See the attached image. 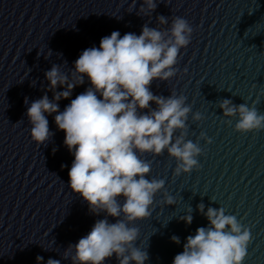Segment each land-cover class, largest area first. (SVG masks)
Wrapping results in <instances>:
<instances>
[{"label": "clouds", "instance_id": "9594fccd", "mask_svg": "<svg viewBox=\"0 0 264 264\" xmlns=\"http://www.w3.org/2000/svg\"><path fill=\"white\" fill-rule=\"evenodd\" d=\"M156 7V0H143L137 14L150 16ZM157 22L168 25L169 21L160 15ZM193 31L179 16L167 29L150 28L146 23L140 35L125 33L121 37L119 31H113L101 38L99 48L83 50L69 73L56 64L45 72L53 98L45 94L27 108L31 139L38 145L51 139L54 133L45 114L55 113V124L65 133L64 145L74 156L68 171L69 187L87 202L91 214L104 213L86 236L65 250L64 258L71 264H104L114 254L119 264H145L149 254L136 243L140 233L135 222L151 216L154 197L165 189V181L147 178L151 164L141 156H159L166 150L177 162V176L199 167L197 157L202 150L185 139L191 112L186 98L174 93L164 97L150 90L153 80L168 81L176 75L180 49L190 43ZM85 77L90 87L60 111L58 102L68 99L75 87L84 84ZM58 87L63 90L57 91ZM24 102L28 104L27 97ZM219 108L225 117L237 119V132L264 129V113L254 106L223 99ZM192 118L199 121L202 116L197 112ZM163 194V203H175L166 190ZM197 210L207 218L208 226L186 237L183 251L175 255L172 264H243L250 230L235 215H226L222 207H208L205 212L200 203ZM180 219L191 225V210ZM170 239L180 244L178 236ZM43 259L38 255L37 264ZM47 264L60 261L49 258Z\"/></svg>", "mask_w": 264, "mask_h": 264}]
</instances>
